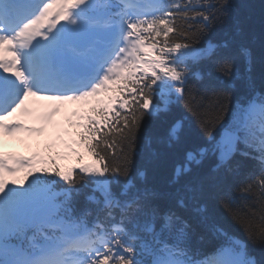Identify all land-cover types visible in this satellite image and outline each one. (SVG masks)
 I'll use <instances>...</instances> for the list:
<instances>
[{"label": "snow or ice", "instance_id": "snow-or-ice-1", "mask_svg": "<svg viewBox=\"0 0 264 264\" xmlns=\"http://www.w3.org/2000/svg\"><path fill=\"white\" fill-rule=\"evenodd\" d=\"M231 8L230 0H0V137L42 133L20 117L47 126L61 106L79 103L87 110L75 114L84 129L78 143L95 160L64 172L53 158L0 151V264H262L201 203L220 173L238 169L236 157L255 160L252 179L220 192L219 202L248 240L264 247V92L254 87L256 58L240 49L242 76L230 41L196 46ZM204 62L213 65L207 72ZM213 72L243 79L251 92L230 116L231 87L190 86ZM30 98L56 106L41 114L28 107ZM179 102L206 142L185 154L172 189L161 192L140 182L133 157L146 121ZM179 130L178 122L169 140ZM48 164L51 170L42 167ZM21 172L33 177L27 187L14 179ZM197 226L224 238L210 256L192 251Z\"/></svg>", "mask_w": 264, "mask_h": 264}, {"label": "trees", "instance_id": "trees-1", "mask_svg": "<svg viewBox=\"0 0 264 264\" xmlns=\"http://www.w3.org/2000/svg\"><path fill=\"white\" fill-rule=\"evenodd\" d=\"M230 3L232 8L226 17L200 35L196 46L207 48L210 44L218 45L225 40L230 41V52L235 57L236 66L242 76L245 73L246 62L240 55V49L242 47L250 48L256 58L253 70L255 91L262 93L264 92V0H230ZM181 23L183 21L178 18L177 24ZM199 67L202 72H207L213 65L210 62H204ZM190 86L200 89L231 87L230 100L226 101L228 116L231 115L233 108L238 103L245 102L251 95L248 85L243 79L232 82L219 77L215 72L210 78L205 76L203 80H191ZM178 122L180 130L175 139L169 140V133ZM149 139L151 140L150 144L148 143ZM205 142L197 118L185 108L183 102H179L173 105L169 112L146 121L137 140V152L133 157L134 173L143 172V180L140 182L147 187L161 192L170 191L172 189L170 182L174 179L176 166L183 162L188 151L202 146ZM82 153L84 158L95 162L85 149ZM236 162L239 164L238 169L232 173H220L215 186L209 189L201 203L207 207L211 218L224 232L237 242L246 243L250 254L264 264V247L250 242L244 230L233 221L219 202L220 192L230 190L245 180H251L258 170L255 160L238 156ZM213 163L214 158L206 159L201 169L207 171ZM66 168L64 172L70 169L77 172L79 170V166L70 167L67 164ZM60 183L63 184V181ZM86 189H84L85 192ZM253 192L255 195H259L256 186L253 187ZM82 201H84L83 196L79 198V207H82ZM184 212L185 215L191 216L193 209L189 207ZM192 238L194 245L207 256L212 255L224 242L221 234L200 226L196 227Z\"/></svg>", "mask_w": 264, "mask_h": 264}, {"label": "rangeland", "instance_id": "rangeland-1", "mask_svg": "<svg viewBox=\"0 0 264 264\" xmlns=\"http://www.w3.org/2000/svg\"><path fill=\"white\" fill-rule=\"evenodd\" d=\"M42 102L45 103V101L41 100L39 102V105H41ZM35 103H37V101H35ZM68 111H69V109H68ZM68 115L72 117V115L69 112H68ZM14 143H15L14 139L0 138V149L5 148V147H9L10 145H12Z\"/></svg>", "mask_w": 264, "mask_h": 264}]
</instances>
